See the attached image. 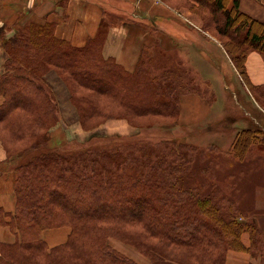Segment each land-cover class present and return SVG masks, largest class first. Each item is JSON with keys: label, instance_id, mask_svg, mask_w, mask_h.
I'll return each mask as SVG.
<instances>
[{"label": "trees", "instance_id": "trees-1", "mask_svg": "<svg viewBox=\"0 0 264 264\" xmlns=\"http://www.w3.org/2000/svg\"><path fill=\"white\" fill-rule=\"evenodd\" d=\"M184 1L202 17L204 29L227 39L222 42L224 50L243 82L258 89L264 104V85L251 84L245 66L251 50L264 57V23L243 13L238 0H232L230 7V0H193L197 5ZM0 41L8 56L0 71L4 98L0 140L3 145L33 140L14 154L5 148L16 174L15 206L13 211L0 206V228L8 226L17 240H0V264H136L107 240L129 239L128 224H142L148 234L157 236L152 244L138 235L133 238L151 264H167V257L188 254L198 264H224L229 249L254 250L253 238L259 231L249 221L240 222L231 203L181 188L162 164L148 176L144 172L149 161L122 153L97 154L87 146L67 155L44 144L39 133L47 129L51 116L59 115L42 78L49 68H62L81 86L119 99L135 113L170 114L176 120L179 98L171 96L173 83L150 78L147 71L129 73L113 58H105L102 34L75 46L56 37L53 23L29 22L8 37L0 26ZM253 143L264 144V129H240L232 144L234 154L238 155L239 145L247 149ZM78 152L97 157L81 158ZM70 200L72 204L65 207ZM146 200L155 201L157 207L148 208ZM63 225L70 227L65 242L48 246L41 239V231ZM244 232L250 235L249 246L241 240Z\"/></svg>", "mask_w": 264, "mask_h": 264}, {"label": "rangeland", "instance_id": "rangeland-1", "mask_svg": "<svg viewBox=\"0 0 264 264\" xmlns=\"http://www.w3.org/2000/svg\"><path fill=\"white\" fill-rule=\"evenodd\" d=\"M184 2H181L182 6L187 7ZM199 17L202 22L199 33L209 39V46L205 47L211 52L220 49L225 54V62L229 67H225L220 58L215 61L224 68L228 87L224 86L221 75L216 73L211 61L210 73H204L199 63L189 59L190 55H195L191 47L185 43H174V38L169 34L154 37L153 42L145 46L142 59H137L133 66H120L132 74L137 73L136 70L147 71L150 78L161 83H173L171 96L174 100L186 93L201 94L212 106L204 123L182 125L179 118L174 120L175 117L170 114L135 113L119 99L81 86L72 75L56 67L49 68L42 78L52 94L54 104L59 108V115L56 119L51 116L47 129L39 133L44 144L60 148L67 155L87 146L97 154L122 153L130 158L149 161L150 165L145 167L144 172L148 176L162 164L176 176L181 188L193 189L202 196H213L217 201L224 202V205L231 203L237 212V219L240 222L249 221L259 231L253 238L254 250L249 251V254L260 258L261 264H264V144L253 143L247 149H244L245 145L240 147L238 144V155L232 149L240 129H264L263 99L259 98L258 89L248 87L241 79L223 48L222 42L227 39L212 29H204L202 17ZM197 44L196 48L199 47ZM178 110L179 117L180 107ZM32 142L27 138L13 145L5 143V146L2 142L1 145L5 153L7 149L8 153L14 154ZM78 154L90 160L97 157L91 152H88L90 155L82 152ZM15 178L16 174L13 173V181ZM93 203L98 205L95 198ZM144 203L151 209L157 207L155 201L146 200ZM71 204L70 200L64 206ZM125 230L129 239L109 236V244L112 247L113 244H119L128 253L139 255L142 262L151 264L143 247L137 246L133 238L138 235L146 244H152L157 241V236L148 234L142 224L125 225ZM242 235H247L251 243L248 232ZM15 240L17 236L7 243H14ZM168 249H171L170 245ZM172 257L166 258L167 264H198L189 254L185 258ZM131 259L139 264V261Z\"/></svg>", "mask_w": 264, "mask_h": 264}, {"label": "crops", "instance_id": "crops-1", "mask_svg": "<svg viewBox=\"0 0 264 264\" xmlns=\"http://www.w3.org/2000/svg\"><path fill=\"white\" fill-rule=\"evenodd\" d=\"M190 1L197 5L193 0ZM182 5L180 0H0V26L4 27V36L8 37L25 23H53L54 34L75 46H83L89 38L102 34L103 56L113 58L127 68L135 64L154 37L169 34L174 38V43H185L191 47L195 55H190L189 59L199 63L204 73H210L211 61L226 87V72L215 61L220 58L221 63L229 67L224 52L220 49L211 52L205 47L209 46V39L199 33L201 18L189 5ZM231 5L232 0L228 7ZM238 7L243 13L264 23V0H238ZM196 44L199 47L196 48ZM7 57L0 41V71ZM245 66L250 83L264 85V57L259 51H249ZM3 101L0 95V105ZM179 107L180 123L196 125L206 121L212 106L201 94L186 93L180 96ZM13 173L0 142V206L5 210H13L15 206ZM69 232L70 227L63 225L41 231L40 237L48 246H55L65 242ZM11 238L15 239V235L10 228L1 227L0 240L11 242L8 241ZM241 240L245 246H249L247 235H242ZM113 246L139 261V264H148L139 260V255L125 251L119 244ZM224 264L261 262L249 251L229 250Z\"/></svg>", "mask_w": 264, "mask_h": 264}]
</instances>
